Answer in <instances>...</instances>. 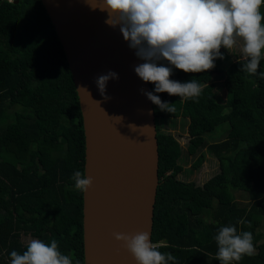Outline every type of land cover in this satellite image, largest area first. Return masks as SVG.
<instances>
[{
	"label": "trees",
	"instance_id": "1",
	"mask_svg": "<svg viewBox=\"0 0 264 264\" xmlns=\"http://www.w3.org/2000/svg\"><path fill=\"white\" fill-rule=\"evenodd\" d=\"M264 15V4L261 6ZM217 58L215 67L185 73L172 67L170 79H197L198 98L150 91L175 103L167 113L153 105L158 148V184L151 241L175 256V264H220L214 236L234 225L250 231L256 252L232 264H264V55L257 74L241 71L244 58ZM144 62V61H143ZM223 74L226 99L219 101L213 74ZM187 119L185 151L197 169L213 153L218 171L202 185L177 178L181 146L159 131L157 118ZM227 123L224 139L207 143L205 134ZM84 133L71 73L53 25L40 0H0V264L10 252L22 254L28 234L83 264L82 192L71 179L83 171ZM243 218L251 223L237 225ZM168 264H173L169 261Z\"/></svg>",
	"mask_w": 264,
	"mask_h": 264
},
{
	"label": "water",
	"instance_id": "2",
	"mask_svg": "<svg viewBox=\"0 0 264 264\" xmlns=\"http://www.w3.org/2000/svg\"><path fill=\"white\" fill-rule=\"evenodd\" d=\"M40 1L75 86L84 133L83 171L93 178L82 193L83 264H135L114 233L144 231L151 239L158 148L153 105L141 92H151L150 85L134 71L143 60L119 27L105 23L107 14L90 9L86 0ZM109 71L118 79L108 81L104 95L109 99H104L96 79Z\"/></svg>",
	"mask_w": 264,
	"mask_h": 264
},
{
	"label": "clouds",
	"instance_id": "3",
	"mask_svg": "<svg viewBox=\"0 0 264 264\" xmlns=\"http://www.w3.org/2000/svg\"><path fill=\"white\" fill-rule=\"evenodd\" d=\"M86 3L90 9L107 14V25L119 27L123 39L144 61L134 68L135 74L143 82L153 83L155 93L166 92L184 99L198 98L202 93L197 79L174 81L170 79L172 67L158 66V61H167L185 73L206 72L215 67L217 58L224 59L222 47L230 50L239 44L245 60L241 71L254 75L264 55L261 13L264 0H86ZM260 76L264 77V72ZM110 79H118V74L109 71L96 79L104 99H109L104 93ZM141 92L160 111H176L175 103L162 102L153 92L143 89ZM71 179L74 187L84 194L93 184V178L81 171H75ZM246 223L251 227L243 218L236 221L237 225ZM114 239L122 242L135 264H168L169 261L175 264V256L158 250L167 245L153 243L148 232L114 233ZM214 240L215 258L220 264L239 262L256 252L252 233L238 231L231 224L220 227ZM10 264H73V260L59 250L55 239L50 244L32 239L22 254L10 252Z\"/></svg>",
	"mask_w": 264,
	"mask_h": 264
},
{
	"label": "rangeland",
	"instance_id": "4",
	"mask_svg": "<svg viewBox=\"0 0 264 264\" xmlns=\"http://www.w3.org/2000/svg\"><path fill=\"white\" fill-rule=\"evenodd\" d=\"M223 50L229 60H236L238 58H244L242 52L240 51V45L238 44L236 47L230 50H226L223 47L221 48ZM222 79L223 74H213L212 80L214 81V90L216 97L219 101H224L226 99L227 92L224 90L222 86ZM157 126L159 131H163L166 133H170L175 137V139L179 142L181 146V155L179 158V163L182 165V172H180L177 175L178 179L185 180V181H191V175H194V181L197 182H203L205 179L209 178L213 174H215L218 171V162L213 153H211L209 150L204 149L205 152V159L201 166L195 170H193L190 167L192 159L189 157V155L185 151V146L188 141V134H187V119L186 118H180V117H165V118H157ZM227 133V123L220 124L215 131L207 133L204 135L206 142H217L220 141V139H224L225 135ZM200 171H203L199 174ZM201 180H199V178ZM258 228L260 229L262 233V239H264V223H259ZM21 239L28 243L30 240L35 239L31 237L28 234H22Z\"/></svg>",
	"mask_w": 264,
	"mask_h": 264
},
{
	"label": "crops",
	"instance_id": "5",
	"mask_svg": "<svg viewBox=\"0 0 264 264\" xmlns=\"http://www.w3.org/2000/svg\"><path fill=\"white\" fill-rule=\"evenodd\" d=\"M187 134H188V133H187ZM193 170H195V169H193ZM202 172H203V171H200L199 174L202 173ZM190 177H191V181H194V175H191ZM201 178H202V177H200L199 180H201ZM207 179H208V178H207ZM207 179H205V180H207ZM205 180H204V181H205ZM204 181H203V182H204ZM203 182H197L196 184H197V185H202Z\"/></svg>",
	"mask_w": 264,
	"mask_h": 264
}]
</instances>
